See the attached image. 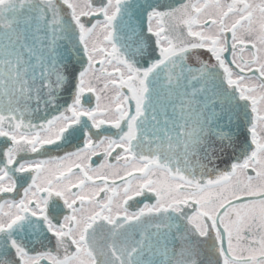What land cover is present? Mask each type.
<instances>
[{"label":"snow or ice","instance_id":"1","mask_svg":"<svg viewBox=\"0 0 264 264\" xmlns=\"http://www.w3.org/2000/svg\"><path fill=\"white\" fill-rule=\"evenodd\" d=\"M0 264H264V0H0Z\"/></svg>","mask_w":264,"mask_h":264}]
</instances>
